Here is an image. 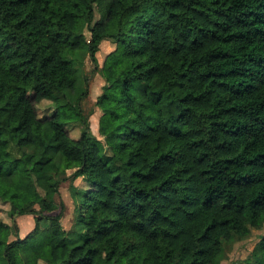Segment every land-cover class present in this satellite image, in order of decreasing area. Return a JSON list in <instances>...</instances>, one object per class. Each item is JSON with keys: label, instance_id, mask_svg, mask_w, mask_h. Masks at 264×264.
I'll return each mask as SVG.
<instances>
[{"label": "trees", "instance_id": "16d2710c", "mask_svg": "<svg viewBox=\"0 0 264 264\" xmlns=\"http://www.w3.org/2000/svg\"><path fill=\"white\" fill-rule=\"evenodd\" d=\"M109 40L98 140L74 62ZM0 199L36 221L0 222V264H218L264 229V0H0Z\"/></svg>", "mask_w": 264, "mask_h": 264}, {"label": "rangeland", "instance_id": "374dc122", "mask_svg": "<svg viewBox=\"0 0 264 264\" xmlns=\"http://www.w3.org/2000/svg\"><path fill=\"white\" fill-rule=\"evenodd\" d=\"M99 19L98 14L95 15V20ZM84 36L86 40H89L90 33L84 30ZM115 48V44L112 41H102L99 45V49L95 54L96 64L92 63L87 53H79V61L74 63L78 67V85L81 88L87 86L88 96L81 102V108L84 115L88 118L90 136L98 140H102L98 134V122L101 116V111L96 106V102L99 96L102 94L103 87L106 85L102 78L101 67L105 61V58ZM83 79L86 80V84L83 83ZM54 106L48 101H42L37 105V113L39 117H45L52 114ZM66 128L69 135L77 139L80 135V129L77 124H68ZM8 153L12 159H17L21 156V151L17 146L13 144L8 145ZM74 170H67L66 176L72 175ZM72 185L78 191H84L88 189V185L85 181L79 177L72 182ZM71 183L69 180L61 182L59 190L54 199L57 204L62 203L64 205V214L61 220L62 229L66 232H70L75 229V205L78 199V195L72 193L70 190ZM0 222L4 225L12 227L13 223L17 226L18 237L23 239L28 235L35 227V218L32 215H25L18 217L12 212L9 203L0 199ZM42 225V223H41ZM42 227V226H41ZM264 238L263 228H250L249 234L245 237H233L229 242H225L223 245V252L219 259L218 264H258L260 259V243ZM37 264H45L42 261H38Z\"/></svg>", "mask_w": 264, "mask_h": 264}]
</instances>
